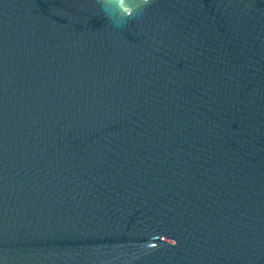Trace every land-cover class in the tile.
<instances>
[{"label": "water", "instance_id": "obj_1", "mask_svg": "<svg viewBox=\"0 0 264 264\" xmlns=\"http://www.w3.org/2000/svg\"><path fill=\"white\" fill-rule=\"evenodd\" d=\"M0 264H264V0H0Z\"/></svg>", "mask_w": 264, "mask_h": 264}, {"label": "clouds", "instance_id": "obj_2", "mask_svg": "<svg viewBox=\"0 0 264 264\" xmlns=\"http://www.w3.org/2000/svg\"><path fill=\"white\" fill-rule=\"evenodd\" d=\"M145 3H147V0H144ZM117 27H120V25H116Z\"/></svg>", "mask_w": 264, "mask_h": 264}]
</instances>
